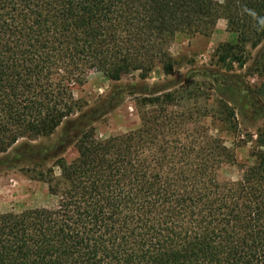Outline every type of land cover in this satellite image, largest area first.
<instances>
[{
  "label": "trees",
  "instance_id": "1",
  "mask_svg": "<svg viewBox=\"0 0 264 264\" xmlns=\"http://www.w3.org/2000/svg\"><path fill=\"white\" fill-rule=\"evenodd\" d=\"M220 18L237 35L215 50L231 70L264 40V0H0V169L60 168V182L39 171L57 208L0 212V264H264L263 137L255 167L221 181L218 139L194 125L209 115L172 110L173 85L141 101L156 109L139 127L106 139L94 123L124 91L90 108L73 93L93 68L113 81L173 74L172 40ZM59 129L52 147L34 143Z\"/></svg>",
  "mask_w": 264,
  "mask_h": 264
},
{
  "label": "rangeland",
  "instance_id": "2",
  "mask_svg": "<svg viewBox=\"0 0 264 264\" xmlns=\"http://www.w3.org/2000/svg\"><path fill=\"white\" fill-rule=\"evenodd\" d=\"M236 38V33L227 27V20L220 18L210 35L181 33L172 40L169 50L176 61L173 74L165 75L158 65L146 79L133 72L113 81L103 71L88 69L84 83L73 87L74 96L90 108L112 89L119 87L124 91L121 104L94 123L96 136L106 139L139 127L141 118L156 109L155 105H143L141 101L152 95L153 87L173 85L178 93L177 106L172 110L195 117L209 115L205 123L194 125L207 127L210 135L218 139L221 159H226L219 169L220 180L240 181L255 167L256 141L264 138V40L256 47L248 46L243 64L236 63L230 70L216 62L215 50L222 43L235 42ZM130 86L136 87L137 92H127ZM230 113L233 114L229 117ZM60 132L59 129L34 143L52 147ZM77 154L72 146L64 157L74 159ZM57 159L51 157L42 166L0 169V212L57 208L59 195L50 192L48 182L39 176V171H43L45 176H54L60 182Z\"/></svg>",
  "mask_w": 264,
  "mask_h": 264
}]
</instances>
